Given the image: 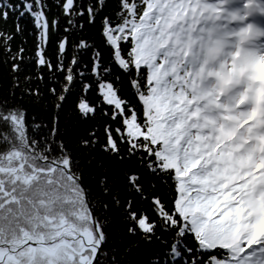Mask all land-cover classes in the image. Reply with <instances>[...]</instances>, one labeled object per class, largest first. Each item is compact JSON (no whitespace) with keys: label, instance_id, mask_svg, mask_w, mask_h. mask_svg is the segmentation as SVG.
<instances>
[{"label":"snow or ice","instance_id":"1","mask_svg":"<svg viewBox=\"0 0 264 264\" xmlns=\"http://www.w3.org/2000/svg\"><path fill=\"white\" fill-rule=\"evenodd\" d=\"M207 5L0 0V264H264V130L203 101Z\"/></svg>","mask_w":264,"mask_h":264},{"label":"rangeland","instance_id":"2","mask_svg":"<svg viewBox=\"0 0 264 264\" xmlns=\"http://www.w3.org/2000/svg\"><path fill=\"white\" fill-rule=\"evenodd\" d=\"M231 2V5H237L241 4L242 0H229ZM238 6H236L234 9H236ZM234 14L229 15L226 14L224 16V28H227V30L231 33V31H236L239 27H242L243 23V13L245 12V9L243 10L242 6L240 10L237 12L234 10ZM234 35L231 36V40L235 42ZM211 54H215L214 51H212ZM210 54V55H211ZM227 56L229 57L227 66L231 68L232 70L237 69L242 70L244 68L247 70L248 68L255 69L256 72H251L248 75L247 80H245V89L247 90L249 87H251L256 82H260L263 74H264V37L259 39L254 47L250 51H246L245 53L241 52V48L236 46L234 43V46L229 48L227 50ZM209 55V56H210ZM216 61V60H215ZM223 67H221L222 69ZM264 91L260 89V86L257 87L256 92L253 94V96L246 97L244 100H247L249 102H252L255 106H260L264 108ZM245 102V101H244ZM264 130V124L260 128Z\"/></svg>","mask_w":264,"mask_h":264},{"label":"trees","instance_id":"3","mask_svg":"<svg viewBox=\"0 0 264 264\" xmlns=\"http://www.w3.org/2000/svg\"><path fill=\"white\" fill-rule=\"evenodd\" d=\"M112 3L114 4L115 0H112ZM199 19L206 23V20L204 18V13L203 12L199 13ZM21 24H22V26L26 29V31L29 34L26 35V36H23V37H18L17 38V44H22L27 50H29V54H30V50H31V47H32L31 35H30V24L26 20L25 21H21ZM25 41H27V42L25 43ZM198 77H199V79L202 77L201 68H200V70L198 72ZM0 84H3V85L7 84V67L2 65V64H0ZM203 101H204V103L207 104V106L210 109L213 110V115L217 116L219 121L220 120L225 121L223 119H220L221 115L218 114V112L216 110L219 107V104L216 103L213 94L211 95V93H209V91H208V94L203 98ZM222 124H227V123L223 122ZM260 230H264V228H261ZM129 259L130 260L136 259L135 254L130 256Z\"/></svg>","mask_w":264,"mask_h":264},{"label":"bare ground","instance_id":"4","mask_svg":"<svg viewBox=\"0 0 264 264\" xmlns=\"http://www.w3.org/2000/svg\"><path fill=\"white\" fill-rule=\"evenodd\" d=\"M257 23L256 24H252V28H251V31L252 32H255L256 28H257Z\"/></svg>","mask_w":264,"mask_h":264}]
</instances>
